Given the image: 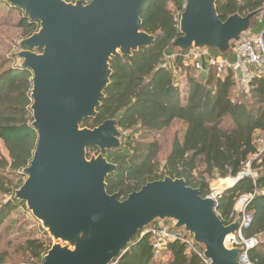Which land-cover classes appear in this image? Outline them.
<instances>
[{"label": "water", "instance_id": "obj_1", "mask_svg": "<svg viewBox=\"0 0 264 264\" xmlns=\"http://www.w3.org/2000/svg\"><path fill=\"white\" fill-rule=\"evenodd\" d=\"M1 1L38 23L37 31L18 43L19 66L32 74L31 128L37 141L14 199L53 241L41 264H110L146 227L166 221L189 235L209 264H239V250L231 242L236 223L220 221L211 195L201 197L184 180L164 177L120 201L106 191L116 166L102 155L121 147L116 121L80 127L96 117L111 59L130 57L155 41L141 31L140 11L147 0ZM216 2L184 0L172 51L229 57L232 46L264 17L263 7L222 22ZM89 148L97 149V156L88 157Z\"/></svg>", "mask_w": 264, "mask_h": 264}, {"label": "trees", "instance_id": "obj_2", "mask_svg": "<svg viewBox=\"0 0 264 264\" xmlns=\"http://www.w3.org/2000/svg\"><path fill=\"white\" fill-rule=\"evenodd\" d=\"M1 4L20 15L17 26L25 38L37 31L38 23L31 22L22 10L0 0ZM184 4V0H147L140 11L141 31L154 36L155 41L130 57L111 59L109 84L96 117L82 121L80 127L93 129L107 120L116 121L122 133L121 147L102 155L116 166L106 180V191L109 195L117 194L120 201L164 177L182 179L206 197L210 195V181L236 178L248 165L252 175H242L232 187L216 196L215 213L225 226L229 225L235 218L237 201L245 195L253 196L245 207L252 220L244 234L257 241L248 252L250 261L264 264V78L261 70L248 67V84L239 92L240 84L233 71L217 75L215 69L208 68L197 76L195 69L180 57L168 60L167 56L175 54L171 44L180 36L178 20ZM263 7L264 0L216 2L217 16L222 22L234 14L244 17ZM263 18L253 31L264 40ZM227 58L231 60L232 56ZM6 65L7 60L0 57V142L8 155L6 158L0 152V264L10 262L8 247L18 239L10 236L21 234L17 224L22 217L1 226L20 208L26 211L25 204L14 199V192L25 180L22 171L28 167L37 141L31 128L32 74L19 65ZM181 76L187 90L184 98L179 86ZM173 122L179 124V129L160 164L159 144L147 138ZM93 153L99 151L87 150L88 157ZM162 225L173 231L172 225ZM39 231L40 238L28 233L16 242L13 251L23 256L21 264H41L52 246L47 233ZM184 237L191 239L187 234ZM202 253L201 247L194 244L189 248L181 242L168 243L156 251L150 236L138 235L110 264H207L199 256Z\"/></svg>", "mask_w": 264, "mask_h": 264}, {"label": "built area", "instance_id": "obj_3", "mask_svg": "<svg viewBox=\"0 0 264 264\" xmlns=\"http://www.w3.org/2000/svg\"><path fill=\"white\" fill-rule=\"evenodd\" d=\"M230 56H232V59L228 60L227 57L223 58L220 55L216 56L212 54L211 51H197L191 49L185 53L176 52L172 56H167V59L180 57L185 64L188 62L192 63V67L196 72H206L208 68L215 69L217 75H222L228 70L235 72L236 75L238 72H241V81L246 86L249 77L244 76V69L248 67L261 70L260 74L264 78V40L262 36L245 38L242 42L234 44ZM249 174L250 172L248 174H241L240 177ZM211 197L214 199L216 198V196L213 195ZM252 197V195H245L238 200L239 219L233 220L236 223V227L231 235V242L233 247L239 250L237 256L239 264H253L248 257V252L257 245L256 239L246 238L244 234L249 228L252 220L251 214L245 210L247 202L250 201ZM163 223L157 222V226H148L139 235L141 237L145 235L150 236L152 238V248L156 251L163 249L168 243L172 242H181L189 248H193L194 243L192 238L190 240L186 239L184 237L185 233L182 230L173 229V231H171L169 227L162 225ZM199 256L203 258V253L199 254ZM203 260L205 263H209L204 258Z\"/></svg>", "mask_w": 264, "mask_h": 264}, {"label": "rangeland", "instance_id": "obj_4", "mask_svg": "<svg viewBox=\"0 0 264 264\" xmlns=\"http://www.w3.org/2000/svg\"><path fill=\"white\" fill-rule=\"evenodd\" d=\"M264 16V11H263ZM20 15L17 12L10 11L7 7L4 5H0V57L7 60L6 67L20 65L21 60L17 58V53L21 50V48L18 46V43L25 39L23 35V31L21 28L17 26V21L19 20ZM262 19V18H261ZM259 19L258 21H260ZM264 19V18H263ZM255 36H261L253 29L244 37L245 38H253ZM176 53V52H175ZM169 57V56H168ZM173 60V58L168 59ZM187 65H190L192 67V63H186ZM178 72V71H177ZM176 72V73H177ZM179 73V72H178ZM195 75L199 76L200 73L194 72ZM251 74H249V68L244 69V76L250 77ZM243 76V73H242ZM243 78V77H242ZM236 79L239 82V86L237 85V89L243 90L246 89V85L242 83L241 81V72H238L236 75ZM179 86L182 91V97H186L187 90L185 88L184 84V76H181V79L179 81ZM179 129V124L176 122H173L169 128L165 129L164 131L160 132L157 135H153L147 138V141L152 142L154 139L159 144V153L157 156V161L160 164H163L165 157L170 151L171 148V142L173 139V136L175 132ZM121 133V131H120ZM121 139H122V133H121ZM120 139V141H121ZM259 143H262L259 141ZM0 152L1 154L7 158V151L5 150L2 142H0ZM97 156V154L93 153L91 156ZM250 172L248 165L245 166V169L241 174H248ZM238 175V176H239ZM249 175H252L251 173ZM234 178H226V179H215L209 182V189H210V195L217 196L221 191L224 189L230 188V183ZM226 182L225 184L222 182ZM228 181V183H227ZM221 184V186H220ZM232 185V184H231ZM243 197V196H242ZM241 197V198H242ZM240 198V199H241ZM238 209H239V201L235 204L234 211H235V220L239 219L238 215ZM26 210V208H25ZM18 217H22V220L20 223L17 224V228L21 227V234L14 235L12 234L10 237L12 239H24V236H26L28 233H31L30 236L40 238L42 236L39 229L44 231L40 225V223L35 220L31 214L26 210L24 211L22 208L17 210L11 217H9L1 227L6 226V224L9 221L16 220ZM234 222V221H233ZM232 222V223H233ZM167 225H172V222H165ZM16 240L14 244L10 247H8V251L11 254L10 255V262L8 264H19L21 261V258L23 257L20 255L17 251H13L14 246L16 245V242L19 243V240ZM51 243L53 244V241L51 240ZM6 245L4 244L3 248L6 249ZM21 264V263H20Z\"/></svg>", "mask_w": 264, "mask_h": 264}, {"label": "bare ground", "instance_id": "obj_5", "mask_svg": "<svg viewBox=\"0 0 264 264\" xmlns=\"http://www.w3.org/2000/svg\"><path fill=\"white\" fill-rule=\"evenodd\" d=\"M222 183H224V184H225L226 182H224V181H223ZM232 183H233V180L231 181V183H230V186H231V184H232ZM220 186H221V184H220Z\"/></svg>", "mask_w": 264, "mask_h": 264}, {"label": "crops", "instance_id": "obj_6", "mask_svg": "<svg viewBox=\"0 0 264 264\" xmlns=\"http://www.w3.org/2000/svg\"><path fill=\"white\" fill-rule=\"evenodd\" d=\"M227 183H228V181H227Z\"/></svg>", "mask_w": 264, "mask_h": 264}]
</instances>
